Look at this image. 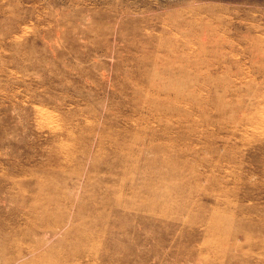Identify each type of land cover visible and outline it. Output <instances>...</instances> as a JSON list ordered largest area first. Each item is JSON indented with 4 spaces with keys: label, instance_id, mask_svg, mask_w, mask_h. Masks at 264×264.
<instances>
[{
    "label": "rangeland",
    "instance_id": "obj_1",
    "mask_svg": "<svg viewBox=\"0 0 264 264\" xmlns=\"http://www.w3.org/2000/svg\"><path fill=\"white\" fill-rule=\"evenodd\" d=\"M0 264H264V0H0Z\"/></svg>",
    "mask_w": 264,
    "mask_h": 264
}]
</instances>
